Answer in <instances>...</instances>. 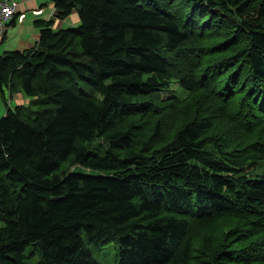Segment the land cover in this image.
I'll list each match as a JSON object with an SVG mask.
<instances>
[{
  "label": "trees",
  "instance_id": "16d2710c",
  "mask_svg": "<svg viewBox=\"0 0 264 264\" xmlns=\"http://www.w3.org/2000/svg\"><path fill=\"white\" fill-rule=\"evenodd\" d=\"M51 2L0 55V264H264V0Z\"/></svg>",
  "mask_w": 264,
  "mask_h": 264
},
{
  "label": "crops",
  "instance_id": "0c3cea01",
  "mask_svg": "<svg viewBox=\"0 0 264 264\" xmlns=\"http://www.w3.org/2000/svg\"><path fill=\"white\" fill-rule=\"evenodd\" d=\"M18 3L15 17L7 24V28L0 36V55L5 51L24 50L35 46L39 38V28L35 26L36 20L53 21L54 28L79 24L77 11H73L65 19H57L53 15L55 7L51 0H18ZM22 96L21 93L14 94L9 103L15 101L23 103ZM1 99L0 96V102Z\"/></svg>",
  "mask_w": 264,
  "mask_h": 264
},
{
  "label": "rangeland",
  "instance_id": "374dc122",
  "mask_svg": "<svg viewBox=\"0 0 264 264\" xmlns=\"http://www.w3.org/2000/svg\"><path fill=\"white\" fill-rule=\"evenodd\" d=\"M66 25L67 24H65V26ZM67 27H70V26H67ZM78 47L79 45L76 43L75 48H78ZM175 92L180 94L181 90L179 87L177 88L176 83H173L169 90L162 92L163 99L170 98L171 96L174 95ZM22 97L24 98L23 103L27 104L28 99H26L25 96H22ZM15 104H20V101L19 102L15 101V103H9L10 106H14ZM0 105H1L0 117H2L6 111V105L2 99H1ZM86 246L88 250L92 252V255L99 262V264H117L115 260L117 258L116 255H117L119 244H118L117 239H115V237L111 236L105 242H102L99 245H92L91 243L86 242ZM31 251H32V247H28L26 248L25 253L29 254ZM38 261H39V257L37 255H34L28 260H26L27 264H36Z\"/></svg>",
  "mask_w": 264,
  "mask_h": 264
},
{
  "label": "built area",
  "instance_id": "2783aa9c",
  "mask_svg": "<svg viewBox=\"0 0 264 264\" xmlns=\"http://www.w3.org/2000/svg\"><path fill=\"white\" fill-rule=\"evenodd\" d=\"M18 5V0H0V36L15 17Z\"/></svg>",
  "mask_w": 264,
  "mask_h": 264
},
{
  "label": "water",
  "instance_id": "95a60500",
  "mask_svg": "<svg viewBox=\"0 0 264 264\" xmlns=\"http://www.w3.org/2000/svg\"><path fill=\"white\" fill-rule=\"evenodd\" d=\"M77 9H80V7L78 6V8ZM57 13H58V10L56 9V8H54V10H53V15L56 17V15H57ZM38 244V243H37Z\"/></svg>",
  "mask_w": 264,
  "mask_h": 264
}]
</instances>
